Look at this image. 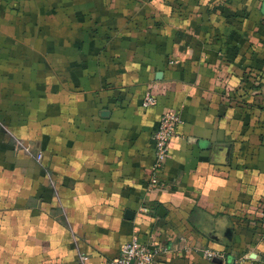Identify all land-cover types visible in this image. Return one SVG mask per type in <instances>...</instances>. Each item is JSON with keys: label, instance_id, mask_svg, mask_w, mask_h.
I'll list each match as a JSON object with an SVG mask.
<instances>
[{"label": "crops", "instance_id": "0c3cea01", "mask_svg": "<svg viewBox=\"0 0 264 264\" xmlns=\"http://www.w3.org/2000/svg\"><path fill=\"white\" fill-rule=\"evenodd\" d=\"M134 235L153 264H264V0H0V264Z\"/></svg>", "mask_w": 264, "mask_h": 264}, {"label": "built area", "instance_id": "2783aa9c", "mask_svg": "<svg viewBox=\"0 0 264 264\" xmlns=\"http://www.w3.org/2000/svg\"><path fill=\"white\" fill-rule=\"evenodd\" d=\"M155 102L156 99L148 94L143 105L148 106ZM180 123L181 117L176 112L169 111L161 117L160 125L154 134L156 159L153 165V183L158 182L157 173L167 159L170 139L175 135L176 128ZM38 158H41V155H38ZM158 251H160L159 246L154 243H144L137 235H134L122 246L120 255L112 259L110 264H153ZM201 252L205 258L210 260L223 258V253L219 250L205 248ZM222 264H244V261L223 262Z\"/></svg>", "mask_w": 264, "mask_h": 264}, {"label": "water", "instance_id": "95a60500", "mask_svg": "<svg viewBox=\"0 0 264 264\" xmlns=\"http://www.w3.org/2000/svg\"><path fill=\"white\" fill-rule=\"evenodd\" d=\"M214 260L218 261V263H220V264H222V262H223L222 259H219V258H215Z\"/></svg>", "mask_w": 264, "mask_h": 264}]
</instances>
